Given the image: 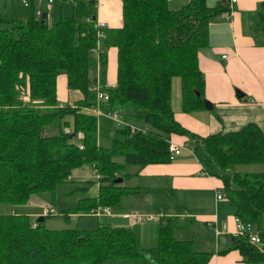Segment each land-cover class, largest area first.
<instances>
[{
	"label": "trees",
	"instance_id": "trees-1",
	"mask_svg": "<svg viewBox=\"0 0 264 264\" xmlns=\"http://www.w3.org/2000/svg\"><path fill=\"white\" fill-rule=\"evenodd\" d=\"M231 3L187 0L172 8L168 0H121V25L103 27L100 38L95 0H74L72 13L49 20L44 11L25 19L0 11V202L25 203L32 192L52 190L69 180L73 168L88 164L97 178L96 192L78 199L73 210L117 207L124 196L141 190L121 183L125 165L170 161L180 149L171 154L169 135L182 134L201 172L221 180L238 220L254 225L261 250L247 232L233 235L228 246L245 260L264 263V171L235 169L237 163H264V131L250 121L235 130L200 135L174 118L170 104L176 75L181 110L204 107L197 52L207 44L210 19L228 14ZM246 26L256 42H264V0L247 15ZM107 45L116 48L113 85L105 84ZM59 72L68 91L77 95L73 102L56 98ZM95 83L107 93L105 99H96ZM113 113L123 122L110 119ZM129 116L148 127L130 125ZM100 135L108 145L98 142ZM118 176L121 180L114 181ZM167 198L160 209L168 212ZM127 212L121 215L128 217ZM46 214L40 215L44 219ZM158 219L157 243L143 246L124 225L48 228L26 213H0V264H102L110 258L118 264L205 263L213 249L196 250L193 238L173 236L180 221L176 215L162 213Z\"/></svg>",
	"mask_w": 264,
	"mask_h": 264
},
{
	"label": "crops",
	"instance_id": "crops-1",
	"mask_svg": "<svg viewBox=\"0 0 264 264\" xmlns=\"http://www.w3.org/2000/svg\"><path fill=\"white\" fill-rule=\"evenodd\" d=\"M186 1L173 0L170 3L172 8H176ZM258 1L234 0L228 14L220 12L210 19L207 28V44L198 50L197 64L204 78L203 96L211 102L214 110L204 107L188 112L181 110L179 82V100L172 109L173 116L189 130L205 135L216 131L235 130L246 122L252 121L264 131V42H256L252 34L245 29L246 17L253 11ZM215 2L216 0L209 3L206 0L208 5ZM73 3L74 0H53L51 3H47L46 0H27L26 4L20 0H0V11L6 15L25 19L36 17L34 10L39 8L50 19H57L62 15L72 13ZM94 16L96 21L103 23L105 29L119 27L122 22L121 0H95ZM104 48L105 84L113 85L115 82L116 48L113 45H107ZM175 76L171 77V82ZM63 83L65 85V76L61 81L56 78V98L59 102L57 89ZM234 88H237L242 94L236 96ZM65 89L66 102H69L67 95L71 90L68 91L66 85ZM23 97L26 96L23 95ZM170 104H172L171 91ZM215 113L219 118L215 116ZM110 119L112 118L110 117ZM169 139L176 143L180 149L170 161L149 162L141 166L126 164L125 168L130 166V170L126 171L127 174L124 175V180L121 183L141 187V190L136 194L137 197H134L139 199L141 196H147L149 205L153 200L148 195L152 194L150 191L170 195L172 201H169V205L176 200L178 206L175 211L172 210V206L167 208L168 212L161 210L160 206L154 210V212H158L156 221L159 222L158 218L163 213V215H176L178 218L183 215L188 218L189 225L190 222L200 225L203 228L205 245H209L215 239V243H212L208 249L213 250L204 264H264L259 261L245 260L237 248L228 246V243L233 240V235L238 234L235 231L236 216L233 201L223 195L222 182L219 178L201 172L200 163L190 150L185 148V135L170 133ZM261 170L264 171V165ZM132 177L135 179L134 183L125 181ZM97 184L98 182L96 187ZM218 192L221 194L220 197H216ZM27 200L29 201V199ZM141 200L144 201V199ZM140 206L142 209L132 206L131 202H127V205L120 203L113 210L114 212L111 207H108L110 213L105 215L109 216L111 223L108 224L110 225L130 227L139 244L146 246V239L154 228V223L150 222L154 217L144 219L146 221H134L132 216L123 217L121 215L124 211H128V213L153 212L150 208L151 205L149 207L147 203L143 202ZM34 207L37 208L36 205ZM43 209L44 207L41 211L40 207V209L37 208V211L32 212L31 210L25 213H43ZM90 214L99 218L93 213ZM152 215L154 216V213ZM111 218H119L122 221H113ZM250 226L254 229L252 223ZM254 231L256 232L255 229ZM255 243L261 250V245ZM225 246L228 247L222 252L215 250Z\"/></svg>",
	"mask_w": 264,
	"mask_h": 264
},
{
	"label": "rangeland",
	"instance_id": "rangeland-1",
	"mask_svg": "<svg viewBox=\"0 0 264 264\" xmlns=\"http://www.w3.org/2000/svg\"><path fill=\"white\" fill-rule=\"evenodd\" d=\"M214 0H207V2L212 3ZM173 0L168 1V5L172 7L171 3ZM247 18V17H246ZM245 18V19H246ZM49 20V17H48ZM245 29L247 30V26H245ZM64 78L63 72H59L57 75V80L61 81ZM179 77L175 76L172 78L171 82V102H172V109H174L175 105L178 103L179 100ZM235 94L237 91V88H234ZM66 89L64 83L60 85L57 89V96L60 99V102L65 103L66 102ZM65 95V96H64ZM64 97V98H63ZM77 98V95L73 93L72 91L68 92L67 95V101L69 103L71 101H74V99ZM205 98V97H204ZM214 110V109H213ZM68 120H70L69 117H67ZM103 121V120H101ZM126 122L130 125H133L138 128H144L148 127V123L144 122L141 118L135 117V116H129L126 119ZM102 124V123H101ZM105 126L107 124L105 123ZM66 129V128H65ZM98 142L102 145H108L109 139L106 136H98L97 137ZM114 159L117 161H121V156H116ZM263 163H237L235 164V169L238 171H258L263 168ZM130 170V166H127L125 168V171ZM126 182L134 183L135 179L127 178L125 179ZM119 182V181H118ZM96 183L97 178L95 176V173L91 169V167L88 164H83L81 166H78L76 168H73L69 174V180L60 181L55 186H53L52 190H44V191H34L29 195V201L25 203H19V204H13L9 202H0V213H25L26 211H37V208L41 211L42 208H52L51 214H46L44 216V219L42 220L43 225L48 228H62V227H77L78 229L87 230L92 227H94L97 222L102 223H111L109 220L108 215H101L99 218H96L95 216L91 215L89 212L85 211H75L73 210V207L76 206V202L78 199L83 197L92 196L96 192ZM152 194H148L153 200L151 202V207L149 205V202L147 201V196H141L139 199L135 198L136 195H133V197H128L130 195L124 196L121 200V203L123 205H127V202H131L132 206H136L138 208L142 207L140 204L147 203V205L153 210V212H148L149 214L154 213V218L152 221L154 223V228L152 232L149 233L147 239H146V246L154 245L157 243V224L158 221L157 215L158 212H154L156 208L159 206H163V204H166V196H168L167 200L172 201L170 195L167 194H160L158 191H150ZM158 192V193H156ZM125 197L127 199L125 200ZM132 198V200H131ZM141 199H144L142 201ZM34 205L37 206L34 207ZM170 206H172V210L175 211L178 202L175 200ZM168 205H165L164 208H167ZM116 207L112 206L111 210L113 211ZM170 208V207H169ZM73 210L70 212L69 210ZM69 211V212H68ZM136 211V210H135ZM114 212V211H113ZM147 212V211H145ZM42 215L43 213H28L29 217L36 219L35 217L37 215ZM181 221H178L177 225L175 224L172 228V234L175 237L178 238H193L192 240V246L194 249H203L206 251L208 250L212 245V243H215V239L212 243L209 245H205V241L203 239L205 238L203 228L200 227V225H197L195 223L188 224L189 220L187 217L181 215L180 217ZM192 219V218H190ZM113 221H122V219H113ZM146 221V220H143ZM211 245V246H210ZM117 259L110 258L106 261L102 262V264H118ZM137 264V263H134Z\"/></svg>",
	"mask_w": 264,
	"mask_h": 264
},
{
	"label": "built area",
	"instance_id": "built-area-1",
	"mask_svg": "<svg viewBox=\"0 0 264 264\" xmlns=\"http://www.w3.org/2000/svg\"><path fill=\"white\" fill-rule=\"evenodd\" d=\"M53 0H46L47 3H51ZM234 0H229V2H233ZM20 2H22L23 4H26L27 3V0H20ZM41 9L39 8H36L34 10V13L36 16L40 15L41 13ZM94 27L96 28V35L100 38L102 35H103V23L101 21H96L94 22ZM98 46V43H96V46L92 48V51L93 52H96L97 51V47ZM93 90L95 92V97L96 99H99V98H102V99H105L107 97V93L105 91H102L98 84L95 83L94 84V87H93ZM91 111H93L94 113L96 114H102L100 110H98L97 108L95 107H92L90 108ZM113 120H115L117 123H121L123 122L122 119L120 117L117 116L116 113H113L111 116H110ZM79 146H81V144H78ZM169 150L171 152V154H176L179 150L178 148V145L176 143H173V142H170L169 143ZM221 194L218 192L217 193V196L216 197H220ZM52 212V209L49 208H45L43 209V213H50ZM92 213L97 215V216H100L102 214H109L110 213V209L108 207H104V206H97L95 208L92 209ZM123 215L125 216H132V219L134 221H141V220H144V219H150L153 217L152 214H149V213H138V212H130V213H124ZM235 231L238 233V234H242L244 232H247L248 234V240L251 241V242H259V239H258V236L256 235V233L253 231V229L251 228L250 226V222H241L238 220L237 217H235Z\"/></svg>",
	"mask_w": 264,
	"mask_h": 264
},
{
	"label": "water",
	"instance_id": "water-1",
	"mask_svg": "<svg viewBox=\"0 0 264 264\" xmlns=\"http://www.w3.org/2000/svg\"><path fill=\"white\" fill-rule=\"evenodd\" d=\"M43 17V15H41V18ZM42 20V19H41ZM198 92H196V94H197ZM242 93L240 92V91H236V96H240ZM203 105H204V108L205 109H211V107H212V104H211V102L208 100V99H206V98H203ZM71 135H73L72 133H71ZM119 180H121V177L120 176H118V177H115L114 178V181H119ZM43 219V217L41 216V215H38L37 217H36V220H42Z\"/></svg>",
	"mask_w": 264,
	"mask_h": 264
}]
</instances>
